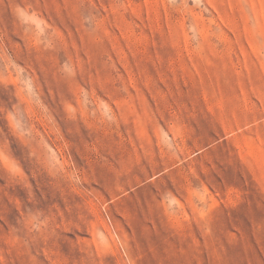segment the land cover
I'll return each instance as SVG.
<instances>
[{"label":"rangeland","instance_id":"374dc122","mask_svg":"<svg viewBox=\"0 0 264 264\" xmlns=\"http://www.w3.org/2000/svg\"><path fill=\"white\" fill-rule=\"evenodd\" d=\"M0 264H264V0H0Z\"/></svg>","mask_w":264,"mask_h":264}]
</instances>
